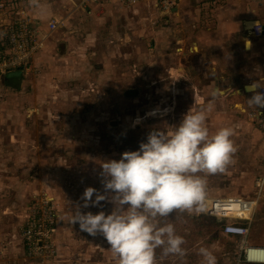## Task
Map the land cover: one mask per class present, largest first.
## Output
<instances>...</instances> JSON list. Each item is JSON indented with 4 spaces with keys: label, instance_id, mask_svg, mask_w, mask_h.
Instances as JSON below:
<instances>
[{
    "label": "crops",
    "instance_id": "0c3cea01",
    "mask_svg": "<svg viewBox=\"0 0 264 264\" xmlns=\"http://www.w3.org/2000/svg\"><path fill=\"white\" fill-rule=\"evenodd\" d=\"M79 1L0 0V42L18 21L19 10L37 21L40 36L46 33V21L55 19L61 23L48 54H41L31 71L19 69L0 77V90L23 91L25 75L31 73H34V87L38 88L43 85V80L44 85L49 83L48 78L53 81L69 76L82 78L84 68L81 67L87 64L82 62L93 59V55L94 58L101 57L100 65L95 67L98 79L111 86L112 71L118 73L130 69L124 65L114 67L121 63L118 60L123 36L121 29L126 27L130 30L126 43L134 41L133 45L141 40L138 44L144 53L149 42L156 44L155 54L149 59H153L152 66L153 63L158 66L155 73L162 79V87L172 91L177 109L191 110L194 102L204 105L201 111L211 127L220 115L221 120L225 117L226 122L229 121L226 99L244 117L243 125L248 120L247 111L258 108L250 102L257 92L247 93L246 88L253 85L257 90L264 88V38L254 37L250 30L254 23H264V0H183L166 11L159 3L148 0L132 8L126 7L123 0H101L95 6L77 7ZM206 11L210 12L209 18L202 21ZM248 43L250 49H247ZM145 61L146 58L136 55L133 66L139 70ZM37 67L45 69L43 78L39 76L40 84L35 79L39 75ZM212 71L234 83L233 89L220 88ZM129 80L132 75L124 80L126 91L128 85L134 86ZM113 90L111 86V94ZM239 92L243 93L242 97L228 100L229 95ZM247 123L248 129L256 127L264 134V130L251 121ZM31 130L26 133L19 130L20 135L12 130V133L0 134V264L25 263L23 244L14 229L27 220L24 212L42 194L53 197L61 207L56 230L58 258L52 264H89L83 261L82 253L73 251L71 246H86L90 243L89 234L72 221L76 210L87 213L93 207H83L81 196L75 201L66 192L65 185L58 186L51 175L53 166H56V173L62 172L58 170L62 164L57 165L65 138L55 142L51 135L53 139L47 136L49 134L42 138L37 131L32 134ZM65 142L68 144L67 140ZM201 213L200 210L194 218Z\"/></svg>",
    "mask_w": 264,
    "mask_h": 264
},
{
    "label": "rangeland",
    "instance_id": "374dc122",
    "mask_svg": "<svg viewBox=\"0 0 264 264\" xmlns=\"http://www.w3.org/2000/svg\"><path fill=\"white\" fill-rule=\"evenodd\" d=\"M205 13L202 21L209 18L210 12ZM100 59L101 57L94 58L93 55V59L82 62L87 63L81 67L84 68L82 78L69 76L56 81L48 78L49 83L44 85L43 80V85L38 88L34 87V73H31L32 75H25L23 91L13 93L4 91L6 89L0 90V134L12 133V130L14 134L20 135L32 129V134H36L37 131L42 138L43 135L49 134L47 136H52L55 142L65 138L61 146L63 152L58 156L57 165L58 167L60 163L62 164L58 168L62 172L56 173L54 171L56 166L52 165L51 175L58 186L65 185L66 192L72 195L75 201L77 197H82L85 189L89 187L97 191L101 190L98 191L101 195H107L101 183L100 166L107 160L118 161L123 151L122 148L114 147L113 132L109 129L108 121L113 116V105L115 104L116 107L124 105L122 103L125 102V98L119 94L116 99L111 94V86L101 83L98 79L95 67L100 65ZM152 61L153 59H146L144 66ZM89 62H92L94 66H91ZM121 62L124 68L132 65L130 69L134 71L131 74L132 84H135L141 77V71H139L141 67L138 70L134 67L135 65L133 66L134 59L131 62L126 60ZM42 69L37 67L38 76L42 75L43 78L45 69L43 67ZM31 85L33 87L27 88ZM225 103L229 121L226 122L225 117H223L224 121L221 120L220 115L213 123L216 126H212L209 133L211 135L221 128H231L233 130L231 140L235 152L224 171L204 177L206 195L196 210L198 213L201 206L204 208L205 202L211 198L230 197L252 200L261 195L249 241L251 245L264 246V185L261 187L257 185L259 180H264V134H261L256 127L252 130L248 129V120L247 124L243 125L244 117L231 107L232 102L229 104L226 99ZM165 111L174 113L173 117L184 116L174 109L166 108ZM34 120L37 121L36 124ZM168 127L172 126L168 125ZM19 130L21 133H18ZM68 138L69 144L65 142ZM57 150L60 148L58 147ZM200 175L203 176V174ZM92 199L95 200V195ZM113 207V204L106 199L101 201L100 205L93 207L91 213L95 215L104 211L105 214H111ZM194 217L193 211L174 210L169 217L157 218L154 221L159 227L172 223L176 235L183 237L185 241L182 245L185 252L183 257L164 256L163 248H157L155 250L156 264H203L204 257L200 254L201 249H206L215 257V264H237L238 242L236 239L232 236L192 232ZM97 235V240H95L96 236H87L90 243L86 246L79 244L75 247L72 244L73 251L82 253L80 256L83 257V261L89 264H118V260L109 250L110 245L106 239L99 233Z\"/></svg>",
    "mask_w": 264,
    "mask_h": 264
},
{
    "label": "clouds",
    "instance_id": "9594fccd",
    "mask_svg": "<svg viewBox=\"0 0 264 264\" xmlns=\"http://www.w3.org/2000/svg\"><path fill=\"white\" fill-rule=\"evenodd\" d=\"M250 102L264 108V93L255 94ZM205 120L204 111L189 110L175 131H150L137 151L124 152L118 161L100 166L107 195L85 189L83 207H96L107 199L113 211L94 215L76 210L72 223L89 235L101 234L118 264H156L157 248H163L164 256L185 255V241L176 235L174 225L159 227L154 221L174 210L196 209L206 195L204 177L224 171L230 163L235 152L233 130L225 127L210 135ZM200 254L203 264H215L209 251L201 249Z\"/></svg>",
    "mask_w": 264,
    "mask_h": 264
},
{
    "label": "built area",
    "instance_id": "2783aa9c",
    "mask_svg": "<svg viewBox=\"0 0 264 264\" xmlns=\"http://www.w3.org/2000/svg\"><path fill=\"white\" fill-rule=\"evenodd\" d=\"M101 0H81L77 7L95 6ZM118 1V0H117ZM126 7L132 8L145 0H123ZM159 3L164 11L170 6L179 5L183 0H148ZM122 10V9H121ZM18 21L13 24L6 37L0 42V77L19 69L31 71L38 57L53 45L55 33L61 23L52 19L45 22L46 33L39 35L35 19L24 11H18ZM251 33L256 38H264V23H254ZM257 93H264L258 88ZM249 121L264 130V108L248 110ZM259 187L264 180H259ZM260 195L256 199L213 198L205 202L206 210L193 222V231L202 234L232 236L238 240L237 264H264V246L251 245L249 237L259 209ZM60 207L56 200L42 194L24 212L27 220L15 228L23 244L24 264H52L57 258L56 230ZM253 253V254H252Z\"/></svg>",
    "mask_w": 264,
    "mask_h": 264
},
{
    "label": "flooded vegetation",
    "instance_id": "af4514ba",
    "mask_svg": "<svg viewBox=\"0 0 264 264\" xmlns=\"http://www.w3.org/2000/svg\"><path fill=\"white\" fill-rule=\"evenodd\" d=\"M121 31L123 32V36L121 38L122 45H120L121 52L119 49L120 56L118 60L120 62L122 60L131 62L136 55L146 59L154 56L156 44L153 41L149 42L150 44L147 45V51L144 53L140 49V44H138L141 40L136 41L133 45L132 43L134 41L126 43L125 39L129 37L130 30L124 27ZM137 52L139 53L137 54ZM121 65L123 66L122 62L119 65L116 63L114 67H119ZM129 67L131 69L132 65H129ZM130 69L125 71L119 70L118 73L112 71L110 77V84L114 88V97L117 99L121 92V96L125 98V102L122 103L124 105L118 107H116L115 104L113 105V116L108 121L109 129L113 132L112 139L115 141L114 147L122 148L123 151H121V154L128 151H137L139 149V144L141 142H146L150 131L165 133L175 131L176 126L179 125L184 116L173 117L174 113L166 112V108L174 109L178 114L181 113V115L187 114L190 110L187 109L184 111V109L180 110L176 108V102H174V99L172 100V91H166L162 87V79L155 73V71L159 69L155 63H153V66L151 63L146 66L142 65L140 68V79L135 82L134 86L128 85L129 90L126 91L123 83L124 80L131 77V75L127 77L129 74H132ZM128 82L133 83L132 80ZM222 85L223 86H220V88L223 89L224 84ZM204 102H206L205 99ZM203 107L204 105L194 102L192 106L193 109L191 108L190 111L195 113L201 111ZM167 121H169V123ZM168 125L172 127H168ZM205 126L210 129L212 126L215 127L216 125L214 124L210 127V125L205 122ZM67 141L69 144V138ZM196 213L197 210H193V216Z\"/></svg>",
    "mask_w": 264,
    "mask_h": 264
},
{
    "label": "water",
    "instance_id": "95a60500",
    "mask_svg": "<svg viewBox=\"0 0 264 264\" xmlns=\"http://www.w3.org/2000/svg\"><path fill=\"white\" fill-rule=\"evenodd\" d=\"M213 72V77H214V80H215V83L220 87V86H223L222 84H224V82L226 81V85L224 86L225 88H228L229 90L233 89L234 87V83H229L228 82V78H226L225 76H223L222 74H216V72L212 71ZM226 89V90H228ZM242 94L243 93H232L231 95L228 96V100H233L234 98H237V97H242Z\"/></svg>",
    "mask_w": 264,
    "mask_h": 264
},
{
    "label": "bare ground",
    "instance_id": "6f19581e",
    "mask_svg": "<svg viewBox=\"0 0 264 264\" xmlns=\"http://www.w3.org/2000/svg\"><path fill=\"white\" fill-rule=\"evenodd\" d=\"M247 49H250V44L248 43L247 44ZM36 83L37 84H40V77L39 76H37L36 77ZM255 87V86H254ZM257 90V88L255 87V88H253V86H250V87H247L246 88V92L247 93H254L255 91ZM241 109H243L242 107H240ZM253 254V253H252Z\"/></svg>",
    "mask_w": 264,
    "mask_h": 264
},
{
    "label": "trees",
    "instance_id": "16d2710c",
    "mask_svg": "<svg viewBox=\"0 0 264 264\" xmlns=\"http://www.w3.org/2000/svg\"><path fill=\"white\" fill-rule=\"evenodd\" d=\"M204 210H205V207L203 208V206H201V211H204ZM236 241L238 242V240H236Z\"/></svg>",
    "mask_w": 264,
    "mask_h": 264
}]
</instances>
